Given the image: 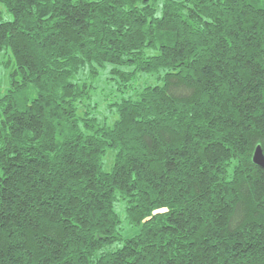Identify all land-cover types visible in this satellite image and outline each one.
I'll list each match as a JSON object with an SVG mask.
<instances>
[{
  "label": "trees",
  "instance_id": "1",
  "mask_svg": "<svg viewBox=\"0 0 264 264\" xmlns=\"http://www.w3.org/2000/svg\"><path fill=\"white\" fill-rule=\"evenodd\" d=\"M3 50L0 264H264V0H0Z\"/></svg>",
  "mask_w": 264,
  "mask_h": 264
},
{
  "label": "rangeland",
  "instance_id": "2",
  "mask_svg": "<svg viewBox=\"0 0 264 264\" xmlns=\"http://www.w3.org/2000/svg\"><path fill=\"white\" fill-rule=\"evenodd\" d=\"M10 59V54L7 53L5 50L0 51V94H3L10 85V71L13 69V64H8V60ZM106 72L104 71L103 73V79L99 83V88L98 92L100 91V94H96V100L100 103L99 106V113L101 116H105L106 114V109L104 108L105 103L111 101L112 99L115 98H121L123 94H121L117 89H116V83L114 80H109V82L106 81V78L108 74H105ZM83 77V76H82ZM146 77V76H145ZM145 77H141L139 81H137V85L141 87L144 83ZM106 84H105V82ZM149 81L152 83H156L157 79L154 76H151L149 78ZM101 88V89H100ZM100 89V90H99ZM129 92H126L124 95H128ZM114 119V116L111 114L109 115V121L112 122ZM113 152L109 151L107 155L104 157V168L105 169H111V166L113 164ZM116 210L119 213L121 219H122V233L124 236H131L139 231V227L135 226H130L127 223V220L125 219V205L124 202L118 201L116 203Z\"/></svg>",
  "mask_w": 264,
  "mask_h": 264
},
{
  "label": "water",
  "instance_id": "3",
  "mask_svg": "<svg viewBox=\"0 0 264 264\" xmlns=\"http://www.w3.org/2000/svg\"><path fill=\"white\" fill-rule=\"evenodd\" d=\"M254 163L264 168V152L261 145H257L253 153Z\"/></svg>",
  "mask_w": 264,
  "mask_h": 264
}]
</instances>
